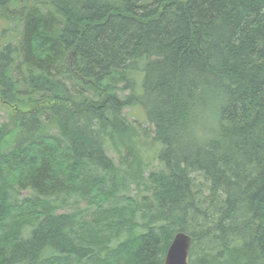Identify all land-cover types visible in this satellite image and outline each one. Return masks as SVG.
<instances>
[{
    "label": "trees",
    "instance_id": "1",
    "mask_svg": "<svg viewBox=\"0 0 264 264\" xmlns=\"http://www.w3.org/2000/svg\"><path fill=\"white\" fill-rule=\"evenodd\" d=\"M1 23L0 264H164L180 231L189 264H264V0H0Z\"/></svg>",
    "mask_w": 264,
    "mask_h": 264
},
{
    "label": "rangeland",
    "instance_id": "2",
    "mask_svg": "<svg viewBox=\"0 0 264 264\" xmlns=\"http://www.w3.org/2000/svg\"><path fill=\"white\" fill-rule=\"evenodd\" d=\"M2 29L3 24H0V43L3 42V36H2ZM7 38V37H6ZM8 107V108H7ZM10 111L11 108L9 106H5L2 102H0V122L8 121L10 120ZM127 116L134 121L138 128H139V140L137 142V153H139V156L142 160V168L144 170V179L154 170L160 169L161 164L156 159V153L153 149H156V145L153 144L154 141L152 140V130L153 126L149 124L146 113L144 109L140 106H135L133 108H128L125 110ZM153 141V142H152ZM153 144V145H152ZM111 155L115 158L116 162L121 166L126 165L128 161H131L132 157L128 156V153L124 149L123 157H120L119 153L117 152H110ZM128 156V157H127ZM123 159V162L121 161ZM136 180H142V179H136ZM132 179L126 181L129 185V190H122V193L120 195H130L131 197L136 198L137 200L142 199L144 195H146L147 191L144 187L145 180L140 181L141 185H138L136 182L132 181ZM146 191V192H145ZM128 192V193H125ZM31 190H24L20 193L21 196L30 195ZM79 206L81 208L85 207L84 202H80Z\"/></svg>",
    "mask_w": 264,
    "mask_h": 264
},
{
    "label": "water",
    "instance_id": "3",
    "mask_svg": "<svg viewBox=\"0 0 264 264\" xmlns=\"http://www.w3.org/2000/svg\"><path fill=\"white\" fill-rule=\"evenodd\" d=\"M191 236L184 231L176 233L173 238L165 259L164 264H189V250Z\"/></svg>",
    "mask_w": 264,
    "mask_h": 264
}]
</instances>
